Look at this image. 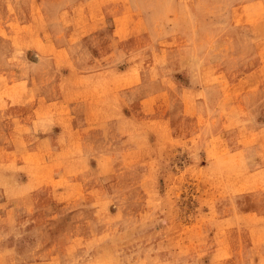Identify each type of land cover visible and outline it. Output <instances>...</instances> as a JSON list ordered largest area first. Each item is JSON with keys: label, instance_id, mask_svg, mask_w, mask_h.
Wrapping results in <instances>:
<instances>
[{"label": "rangeland", "instance_id": "obj_1", "mask_svg": "<svg viewBox=\"0 0 264 264\" xmlns=\"http://www.w3.org/2000/svg\"><path fill=\"white\" fill-rule=\"evenodd\" d=\"M0 264H264V0H0Z\"/></svg>", "mask_w": 264, "mask_h": 264}]
</instances>
